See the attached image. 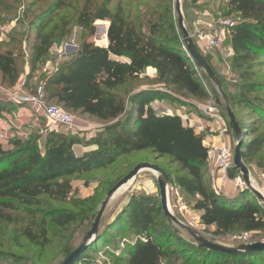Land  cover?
I'll return each instance as SVG.
<instances>
[{"label": "trees", "instance_id": "1", "mask_svg": "<svg viewBox=\"0 0 264 264\" xmlns=\"http://www.w3.org/2000/svg\"><path fill=\"white\" fill-rule=\"evenodd\" d=\"M111 2L85 0L77 18V25L90 35L94 34L95 21L108 20L107 33L105 25L100 30L107 46L84 41L74 55L42 80L47 103L108 123L83 139L51 130L42 148L31 138H16L7 147L0 144V224L11 227L14 243L23 237L32 246L44 248L50 243L51 228L66 229L79 220L80 211L95 210L93 203L85 202H80L83 209L79 212L50 207L52 201H58L78 208L79 200L70 196L72 185L66 177L105 167L121 155L150 149L177 164L170 183L192 200L204 226L216 227L215 234L263 231L264 207L250 190L237 188L223 194L206 178L202 168L209 148L203 137L178 114H159L150 105L162 95V87L184 97L208 98L198 70L182 49L170 0L158 4L165 16L145 11L141 17L131 15L121 5L112 11ZM228 4L236 14V22L229 26L231 63L241 83L235 94L224 92L236 118L240 111L264 117V95L258 94L264 93V80L256 79L254 73L264 64V0H228ZM52 6L53 12L58 11L64 0H55ZM51 45V38L43 37L33 46L29 61L32 72ZM147 68L156 71L155 81L161 88L140 86L127 98L114 94L140 79ZM0 74L1 83L9 87L16 84V57L11 51L0 50ZM5 107L0 106V115ZM263 141L264 134L244 145L243 158L246 160ZM78 146L88 149L76 153ZM236 171L230 168L227 176L233 178ZM87 219L91 215L85 216ZM171 223L155 196L132 195L74 264H258L264 255V251L229 255L196 244L183 251L185 243ZM183 252L189 255L182 258ZM13 259L19 262L23 258Z\"/></svg>", "mask_w": 264, "mask_h": 264}, {"label": "rangeland", "instance_id": "2", "mask_svg": "<svg viewBox=\"0 0 264 264\" xmlns=\"http://www.w3.org/2000/svg\"><path fill=\"white\" fill-rule=\"evenodd\" d=\"M159 1L152 0L149 3H144L143 0H112L109 8L114 11L117 5H121L131 15L141 17L145 11H148L149 14L154 12L161 16L164 13L163 8L161 9L160 5H158ZM54 2L55 0H0V50L11 51L15 55L18 71V79L12 87H9L6 83H1L2 78L0 74V100L2 101L0 106L6 104L1 115L7 113L18 114L19 112L27 113L25 106H20L9 99L15 95L20 96L35 92L42 84L44 76L56 69L61 62L74 55L84 41L97 45L106 44L100 30L104 27L103 25L106 26L105 29L107 30L109 25L108 20L95 21L94 34L92 35L77 25V18L85 0H64V6L58 11L53 12L52 5ZM174 3L175 0H170L169 8L171 9L172 21L177 28V15ZM181 7L185 26L193 36L202 55L209 61L223 90L231 95L235 94L241 80L238 77L237 71L232 66L231 56L228 55L229 50H231L229 44L231 31L222 25L225 21L236 22V14L231 12L228 0H181ZM203 22H212L211 27H223V41L219 48L209 51L203 50V43L200 42L198 35L204 37L205 34L212 31ZM40 25L42 27L38 28ZM177 31L180 34V43L184 50V43L178 28ZM43 37L51 38L52 45L49 51L36 63L35 70L32 72L29 61L33 52V46L39 44ZM261 60L263 61L264 58ZM254 73L256 79L264 80V64L255 68ZM198 76L208 92V98L203 100L184 97L181 94H176L167 88H163L161 84L155 81V76L153 77L151 71L143 73L138 80L128 82V84L116 90L114 94L127 98L132 90L140 86L162 87L160 89L162 95L150 102L154 110L159 114L170 110L174 114H178L185 125H192L195 128L201 127L202 124L206 125L207 121L206 117L197 111V105L207 104L212 101L217 106L219 112L225 113V108L223 103H217L218 100L222 102L220 93L207 75L198 70ZM26 82L29 84L28 88L24 87ZM258 94L264 95L263 92H259ZM58 106L62 107L61 105ZM65 111L72 119L70 126L50 128L48 122L44 118H41L35 128L32 127L30 131L28 130L31 136L27 139L37 140L38 146L42 148L46 136L51 130L66 135L80 136L83 139L90 138L108 123L107 121L80 114L79 112L72 113L68 110ZM236 113L242 126L243 146L254 138L264 134V117H256L257 114L254 115L252 112L246 114V112L240 111ZM243 122L246 123L243 124ZM196 130L203 138L206 134L218 136L217 132L210 131V127H206L204 131L199 128H196ZM226 140L233 153L236 138L231 128ZM8 143L5 142V147L10 144ZM210 145L212 144H209L207 147L210 148ZM87 149L84 146H78L75 147V152L80 153ZM170 161L171 158L169 156L164 155L160 157L153 154L150 149H147L121 155L115 162L105 167L66 177L72 185L70 196L79 200L78 208L73 207L69 202L58 201H52L50 207L79 212L83 209V204H80V202H85L87 205L88 203H93L95 210L80 211L79 220L66 229L51 228L49 233L50 243L44 248L32 246L23 237H19L17 242L14 243L10 231L11 227L0 224V259L2 264H60L67 256L65 252L76 248L81 243L110 187L127 174L136 164L143 162L157 164L165 171L167 177H169L168 205L171 212L180 221L198 231L205 238L230 247H237L240 244L255 241H264V230L258 232L234 230L224 234H215L214 229L206 227L202 223L200 226L194 225L191 218L197 211L192 208V200L182 193L177 186L170 183V177L174 175L178 167L176 163L170 164ZM244 162L250 171L254 187L257 190L261 189L264 195V141L250 152V155L246 160L244 159ZM202 171L215 189L232 187L233 190H236L233 179L240 175L238 170L233 178H229L228 176L223 177L222 173L218 170L215 160L212 158L210 161L208 159L203 165ZM138 194L153 195L157 198L158 204H160L157 175L155 172L151 170L140 172L113 196L103 214L100 229L102 230L105 224L121 211L132 195ZM79 208L80 210H78ZM90 215L91 219L85 220V216ZM171 227L183 239V243H185L183 251L190 250L195 246L194 239L185 230L174 222L171 223ZM245 234H247V238H244ZM114 240L116 241V239ZM188 255L189 253H184L182 258H186ZM14 256L23 259L18 262L13 259ZM263 259L264 255L261 260ZM181 260L179 259V261ZM261 260L258 261V264L259 262L264 264ZM171 262L174 261L171 260Z\"/></svg>", "mask_w": 264, "mask_h": 264}, {"label": "water", "instance_id": "3", "mask_svg": "<svg viewBox=\"0 0 264 264\" xmlns=\"http://www.w3.org/2000/svg\"><path fill=\"white\" fill-rule=\"evenodd\" d=\"M175 13L177 15V28L181 33L184 51L187 53V56L191 59L195 68L202 71L207 77L212 81V83L217 87L222 102L217 101L218 104L223 103L225 108V114L229 121V126L236 138V145L233 152V163L232 168L238 170L242 176L243 184L241 189H248L252 192L254 196L260 201L264 207V195L260 190H257L251 178L250 171L247 165L244 162L243 158V135L242 129L239 126L238 120L232 111L229 103V99L224 92L222 85L217 78L215 72L212 70L211 66L206 61L205 57L202 55L200 49L195 43L193 36L189 33L187 27L184 23V17L181 7V0H175ZM107 33V30H105ZM108 44V43H107ZM107 44L105 46H107ZM144 170H151L157 175V184L159 190L160 198V207L164 215L169 218L172 222L177 224L180 228L185 230L195 241L196 245L205 248L214 252L236 255L242 253H251L264 251V241L259 242H250L247 244H240L237 247H230L223 244L216 243L212 240H209L202 236L198 231L188 226L187 224L180 221L177 217L173 215L168 205V177L164 170L154 163H138L136 164L127 174H125L120 180H118L107 192L102 200L99 208L96 211L94 219L89 225V229L82 238L81 243L74 248L60 264H74L78 257L86 250V248L96 239L100 226L103 214L115 193L129 181L133 180L140 172Z\"/></svg>", "mask_w": 264, "mask_h": 264}, {"label": "built area", "instance_id": "4", "mask_svg": "<svg viewBox=\"0 0 264 264\" xmlns=\"http://www.w3.org/2000/svg\"><path fill=\"white\" fill-rule=\"evenodd\" d=\"M203 23L209 26L212 30L210 33L205 34L204 37L198 35L200 42L203 43V50L209 51L215 48H219L223 41V27H211L212 22ZM232 24L233 23H231L230 21H225L222 25L229 29V26H231ZM232 54L233 51L231 49L229 50L228 55L232 56ZM9 100L19 104L20 106H25V108H27V113L19 112L18 114L7 113L0 115V144H2L3 146H5V142L11 143V141L16 138L27 139L28 137H30L31 133H29L28 130L30 131L32 127L35 128L41 118H44L48 122L50 128L71 125L72 119L62 107L46 102L42 84L33 93H28L20 96L15 95ZM196 109L200 114L206 117L207 121L206 125L202 124L201 127L196 128L204 131L206 127H210V131L217 132V135L223 139L222 142L218 144L210 145L208 158H213L216 165L218 166L219 172L222 173L223 177H227V172L230 168H232L233 163V153L230 149L228 141L226 140L228 132L230 131L227 116L225 113L219 112L217 106L212 101L207 104L197 105ZM166 113L174 114L170 110L166 111ZM189 126L196 129L192 125ZM233 182L235 183L236 189H241V186L243 184L241 174L234 177ZM191 220L194 225L200 226V213L197 212L196 214H194ZM244 238H247V234H245Z\"/></svg>", "mask_w": 264, "mask_h": 264}, {"label": "crops", "instance_id": "5", "mask_svg": "<svg viewBox=\"0 0 264 264\" xmlns=\"http://www.w3.org/2000/svg\"><path fill=\"white\" fill-rule=\"evenodd\" d=\"M148 71H151V73L153 74V77L156 76V71L152 68L145 69L143 73H145V72L147 73ZM195 131L197 133L196 129H195ZM222 140L223 139L220 136H216L214 134H208V135L206 134V136L203 138V142L206 146H208L209 144H218V143L222 142ZM208 159L210 161V159H212V158H208ZM216 190L220 191L223 194H231L235 191V189L233 190L232 187H225L224 189L220 188V189H216ZM261 192H263V191L261 190ZM210 228H212L214 230L216 229V227L214 225L210 226Z\"/></svg>", "mask_w": 264, "mask_h": 264}, {"label": "bare ground", "instance_id": "6", "mask_svg": "<svg viewBox=\"0 0 264 264\" xmlns=\"http://www.w3.org/2000/svg\"><path fill=\"white\" fill-rule=\"evenodd\" d=\"M129 182H130V181H129ZM129 182H128V183H129ZM128 183H127V184H128ZM125 185H126V184H125ZM125 185H124V186H125ZM122 187H123V186H122ZM122 187H121V188H122ZM121 188H120V189H121ZM120 189H119V190H120ZM119 190H118V191H119ZM118 191H117V192H118ZM117 192H116V193H117ZM116 193H115V194H116Z\"/></svg>", "mask_w": 264, "mask_h": 264}]
</instances>
